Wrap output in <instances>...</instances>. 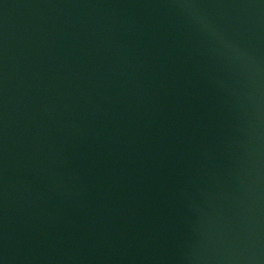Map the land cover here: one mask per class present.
Instances as JSON below:
<instances>
[{
	"label": "water",
	"instance_id": "obj_1",
	"mask_svg": "<svg viewBox=\"0 0 264 264\" xmlns=\"http://www.w3.org/2000/svg\"><path fill=\"white\" fill-rule=\"evenodd\" d=\"M0 264H264V0H0Z\"/></svg>",
	"mask_w": 264,
	"mask_h": 264
}]
</instances>
